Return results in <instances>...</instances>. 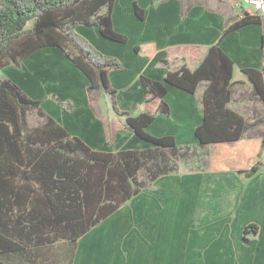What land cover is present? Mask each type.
<instances>
[{
  "label": "crops",
  "instance_id": "1",
  "mask_svg": "<svg viewBox=\"0 0 264 264\" xmlns=\"http://www.w3.org/2000/svg\"><path fill=\"white\" fill-rule=\"evenodd\" d=\"M213 1L214 5L210 0H116L113 25L128 37L125 44L103 38L93 27L76 28L100 52L120 60L122 68L109 73L110 84L118 111L134 115L143 110L145 100L140 76L161 81L181 60L194 69L209 47L219 44L234 62L227 107L252 127L240 140L208 145L205 170L186 176L183 187L175 185L172 174L157 179L156 183L172 178L170 187L161 192L168 200L138 203L133 198L92 228L77 241L73 264H264V108L242 73L262 69L264 17L260 15L261 25L243 27L220 41L227 22L239 15L236 7H249L245 0H235L233 6L228 0ZM134 3L144 10L143 20L135 16ZM142 44L155 45L150 57L134 51ZM174 56L173 64L165 63ZM17 70L8 66L1 74L32 99L41 100L46 114L90 148L118 152L147 147L123 127L125 117L117 115L112 104L104 113L96 108L91 96L106 93L88 92V80L61 50L41 48L22 60ZM205 85L202 82L194 94L169 87L165 101L170 115H158L148 131L172 135L179 146L196 145L194 130L202 121ZM56 99L72 101L73 111H63ZM107 122L120 125L111 140ZM258 162L260 168L252 177L239 173ZM191 199L200 202L198 208H191ZM155 221L162 234H155ZM251 224L257 233L244 237Z\"/></svg>",
  "mask_w": 264,
  "mask_h": 264
},
{
  "label": "trees",
  "instance_id": "2",
  "mask_svg": "<svg viewBox=\"0 0 264 264\" xmlns=\"http://www.w3.org/2000/svg\"><path fill=\"white\" fill-rule=\"evenodd\" d=\"M115 1L0 0V256L20 259L10 264H73L82 236L157 179L175 173L178 160L188 154L197 156L199 149L203 166L198 171H203L208 145L240 140L252 127L227 107L234 62L219 44L209 47L194 69L183 64L168 70L161 81L140 76L145 93L143 110L135 115L119 112L109 73L121 69L122 63L76 32L78 26L93 27L107 40L127 43L128 37L113 25ZM228 1L231 6L235 4V0ZM134 14L144 19V10L137 3ZM249 25H261L260 15L239 13L227 22L220 41ZM154 47L142 44L134 51L148 58ZM41 48L61 50L88 80V92L102 90L110 95L114 112L125 117L123 127L147 147L118 152L94 150L46 114L41 100L32 99L2 76V69L19 68L22 60ZM261 48L262 69L248 68L242 73L264 108V33ZM176 59L174 56L165 63L171 65ZM202 82L206 85L200 100L202 121L194 130L196 145L179 146L172 135L156 136L148 131L158 115H170L165 101L169 87L194 94ZM56 101L66 113L73 111L72 101ZM32 110L43 118L35 127L27 122ZM259 168L258 162L239 173L250 178ZM257 229L254 224L245 227L244 237L256 234Z\"/></svg>",
  "mask_w": 264,
  "mask_h": 264
},
{
  "label": "rangeland",
  "instance_id": "3",
  "mask_svg": "<svg viewBox=\"0 0 264 264\" xmlns=\"http://www.w3.org/2000/svg\"><path fill=\"white\" fill-rule=\"evenodd\" d=\"M214 3L215 2L213 0H210V5H214ZM225 4H227V3H225ZM228 8H229V6H228ZM236 10H237L238 13H242L243 11L248 12V10H250V12L252 14H257L256 11L251 9V8L240 9L239 6H237ZM261 17L263 18L264 16L261 15ZM30 25H31V23H29L28 27ZM15 43H16L15 41L12 42L10 47L14 46ZM183 64L189 68V66H188L189 64L185 60L178 61L177 65L175 64L176 66L171 67V68L175 69V68H177V67H179V66H181ZM13 69L16 70V71H20V70H17L19 68L15 67V66H13ZM100 92H103V91L101 90ZM92 98H93V103L95 104L96 108L101 113L107 112L108 109H110V105H111V101L112 100H111V97L109 95L104 94V93L100 94L98 91H96V93L91 96V99ZM27 122H28V126L29 127H35L38 124H40L41 122H43V118L39 115L37 110H32L27 115ZM119 126H120L119 124H115V126H111V124L109 122L106 123V127L108 129L107 130V138L109 140H111V138H112V135H113V132H114V128L115 127H119ZM197 150H198L197 151L198 152L197 156H194V155L192 156V155L188 154L183 159L178 160L177 171L170 176V177L176 179V184L175 185L183 187L184 183H185V182H183V179L186 176H192L193 173L198 172V169L203 166V161H202L203 157H201L202 151H200L199 149H197ZM143 177H144V175L141 174L140 175V179H143ZM170 177H166L168 179L163 178V179H161L162 181L157 182V183L155 181L154 183L149 185L148 188L146 190H144L143 195H141V199H138V197L137 198L135 197L133 199V202H137L139 200L138 203H156V202L160 203V202H164L165 200H168V196H164V198H162L163 195L161 194V192H162L163 189L170 187V182H171V179H172V178L169 179ZM164 180H166V181H164ZM161 182H164V183H161ZM158 186H160V187L156 188ZM194 197L195 196H193V198ZM190 205H191V208H198L199 205H200V202L199 203L197 202V204H195V201H193V199H191V204ZM138 214L142 215V213H140V212ZM195 216H194V218H195ZM153 226L155 227V231L153 230L155 232V234H158L159 231L162 234V232H161L162 228H157L156 227V221H155V224ZM152 234H154V233H152ZM46 252H48L50 254V251H46ZM60 252H61V250H60ZM0 262L1 263L3 262L5 264H10V263H13V262H20V259H16L14 256H11V255H1L0 256Z\"/></svg>",
  "mask_w": 264,
  "mask_h": 264
},
{
  "label": "built area",
  "instance_id": "4",
  "mask_svg": "<svg viewBox=\"0 0 264 264\" xmlns=\"http://www.w3.org/2000/svg\"><path fill=\"white\" fill-rule=\"evenodd\" d=\"M245 3L259 15H264V0H245Z\"/></svg>",
  "mask_w": 264,
  "mask_h": 264
}]
</instances>
